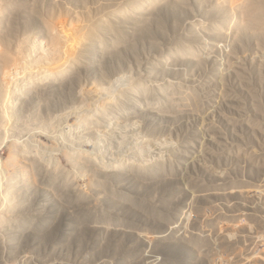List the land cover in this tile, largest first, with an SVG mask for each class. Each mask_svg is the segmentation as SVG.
Returning a JSON list of instances; mask_svg holds the SVG:
<instances>
[{
  "label": "rangeland",
  "instance_id": "rangeland-1",
  "mask_svg": "<svg viewBox=\"0 0 264 264\" xmlns=\"http://www.w3.org/2000/svg\"><path fill=\"white\" fill-rule=\"evenodd\" d=\"M183 1L0 0V264H264V0Z\"/></svg>",
  "mask_w": 264,
  "mask_h": 264
},
{
  "label": "bare ground",
  "instance_id": "bare-ground-1",
  "mask_svg": "<svg viewBox=\"0 0 264 264\" xmlns=\"http://www.w3.org/2000/svg\"><path fill=\"white\" fill-rule=\"evenodd\" d=\"M178 1H180V0H178ZM182 2V1H181ZM183 2H186V0H184ZM257 3H258V1H256ZM260 2V1H259ZM261 2H262V0H261ZM256 3V5H260L261 6V4H257ZM151 4V3H150ZM155 5V4H154ZM181 5V4H180ZM179 5V6H180ZM256 5L254 6V8L256 7ZM152 6V5H151ZM171 6V5H170ZM177 6V5H176ZM175 5H173L171 8H169V10H168V13L170 12H175L176 10H177V7H176ZM183 6V5H182ZM167 7V6H166ZM168 7H169V5H168ZM243 7V6H242ZM245 7V6H244ZM252 7V9H253V6H251ZM133 8V7H132ZM136 8V7H135ZM183 8V7H182ZM248 8V7H247ZM250 8V7H249ZM148 9V8H147ZM167 9V8H166ZM242 9V8H241ZM246 9V8H245ZM256 9V11L255 12H253V13H257L258 12V8H255ZM259 9H262V7L261 8H259ZM125 10V9H124ZM135 10V9H134ZM251 10V9H250ZM249 10V11H250ZM178 11H179V8H178ZM178 11H176V12H178ZM184 11V8H183V10H182V12ZM240 11H242V10H240ZM246 11V10H245ZM248 11V12H249ZM253 11V10H252ZM125 12V11H124ZM175 12V13H176ZM247 12V11H246ZM248 12H247V16H248ZM261 12V11H260ZM259 12V13H260ZM125 13H128V12H125ZM165 13V12H164ZM174 13V14H175ZM243 14H245L244 12H242ZM250 13H252V12H250ZM252 13V14H253ZM262 13V12H261ZM260 13V14H261ZM142 14V13H141ZM252 14H249V15H252ZM259 14V15H260ZM124 15V14H123ZM158 15H159V19H154V20H152V21H150V22H145V26H143V27H141V28H137V26H135L136 27V30H135V32H134V41H132V45H134V46H136L137 44H139V40H141V41H147L148 43L150 42V43H153L154 45L156 44V43H154L155 41V39H152L155 35H154V33H155V31L156 30H158V32L159 31H162V32H164V28H165V26L163 25V24H161V23H163V21H165V22H167V19H168V14H167V16L166 15H164L163 13L161 14V13H159L158 12ZM157 15V16H158ZM246 15V14H245ZM254 15V14H253ZM252 15V16H253ZM257 15H258V13H257ZM169 16H172V15H169ZM255 16V15H254ZM121 17H124V16H121ZM126 17V16H125ZM129 17V16H128ZM144 17V16H143ZM114 18H116V17H114ZM158 18V17H157ZM123 19H125V18H123ZM147 19V18H146ZM150 19V18H149ZM171 19V18H170ZM127 20L128 19H126L124 22L125 23H127ZM123 21V20H122ZM149 21V20H148ZM111 22V21H110ZM167 24V23H166ZM245 24V23H244ZM121 25H122V23H121ZM132 25V24H131ZM142 25V24H141ZM170 25V24H169ZM168 25V26H169ZM139 26V25H138ZM175 26V25H174ZM131 27V26H130ZM170 27V26H169ZM171 27H172V25H171ZM119 28V27H118ZM123 28V27H122ZM163 28V29H162ZM167 28V27H166ZM173 28H175V27H173ZM176 28H177V26H176ZM120 29V28H119ZM167 29H169V28H167ZM132 31V30H131ZM168 32V31H167ZM118 33H120V32H118ZM122 33H123V31L121 30V33L119 34V37L120 38H122L121 36H122ZM109 34V33H108ZM156 34H159V33H157V31H156ZM167 34V33H166ZM153 35V36H152ZM164 35V34H163ZM133 38V37H132ZM167 38V37H166ZM171 38V37H170ZM177 38V37H176ZM191 38V37H190ZM100 39V38H99ZM139 39V40H138ZM189 39V38H188ZM119 40H121V39H119ZM118 40V41H119ZM169 40V39H168ZM183 40V39H182ZM118 41H116V43L118 42ZM122 41V40H121ZM101 43V42H100ZM119 43V42H118ZM129 43V42H128ZM142 43V42H141ZM99 44V43H98ZM123 44V43H122ZM129 45V44H128ZM157 45V44H156ZM160 45V44H159ZM159 45H157V46H159ZM180 45V44H179ZM99 46V45H98ZM103 46V45H102ZM153 46V45H152ZM181 46V45H180ZM156 47V46H155ZM189 47V46H188ZM99 48V47H98ZM101 49V48H100ZM99 49V50H100ZM110 49V48H109ZM118 49V46H117V44H116V49H115V52L116 51H118L117 50ZM175 50V49H174ZM106 51V50H105ZM177 51V50H176ZM124 52V51H123ZM128 52V51H127ZM140 52V51H139ZM174 52V51H173ZM185 52H188L187 50L185 51ZM122 53V52H121ZM130 53V52H129ZM133 53H135L136 54V52H134L133 51ZM114 54V53H113ZM116 54H118V53H116ZM173 54V53H172ZM112 55V54H111ZM115 55V54H114ZM113 55V56H114ZM123 55H124V53H123ZM140 55V54H139ZM178 55V54H177ZM184 55V54H183ZM130 56V55H129ZM120 57V56H119ZM123 57V56H122ZM128 57V56H127ZM184 57H185V55H184ZM121 58V57H120ZM135 58H136V56H135ZM124 59V58H123ZM129 59V58H128ZM138 59V58H137ZM121 60V59H120ZM162 166V165H161ZM134 168V167H133ZM133 168H131V169H129V171L127 172L128 173V175L130 176L126 181H123V182H125L126 184H128V185H130V184H133L134 182H136L137 181V178H138V172H139V170H137L136 168L135 169H133ZM149 169V168H148ZM128 170V169H127ZM142 170V169H141ZM126 171V170H125ZM146 171V170H145ZM147 172L148 173H150V176H153L154 175V178L155 179H157V178H159V177H161V175L164 173V169H162V168H158V169H149V170H147ZM122 173V172H121ZM124 173V172H123ZM118 174V176H120L119 174H120V172H118L117 173ZM123 175V174H122ZM121 175V176H122ZM120 176V177H121ZM119 177V178H120ZM122 181V180H121ZM135 184V183H134ZM111 194V193H110ZM113 194V193H112ZM150 197V196H149ZM148 197V198H149ZM148 200H150V199H148ZM149 202V201H148ZM154 206V205H153ZM152 206V207H153Z\"/></svg>",
  "mask_w": 264,
  "mask_h": 264
}]
</instances>
